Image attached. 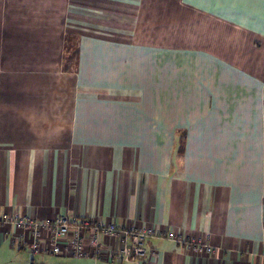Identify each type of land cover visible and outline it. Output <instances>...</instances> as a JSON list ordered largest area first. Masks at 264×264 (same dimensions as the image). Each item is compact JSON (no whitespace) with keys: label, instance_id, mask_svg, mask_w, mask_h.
<instances>
[{"label":"crops","instance_id":"1","mask_svg":"<svg viewBox=\"0 0 264 264\" xmlns=\"http://www.w3.org/2000/svg\"><path fill=\"white\" fill-rule=\"evenodd\" d=\"M15 213L150 230L146 264H264V0H0V259L134 264L104 234L101 260L34 254Z\"/></svg>","mask_w":264,"mask_h":264},{"label":"built area","instance_id":"2","mask_svg":"<svg viewBox=\"0 0 264 264\" xmlns=\"http://www.w3.org/2000/svg\"><path fill=\"white\" fill-rule=\"evenodd\" d=\"M14 226L21 228L24 235L20 243L29 246L34 254L49 253L73 256L76 258H92L101 260L104 247L101 234L120 241L117 259L122 262L146 264L148 249L147 239L153 232L127 226L106 225L85 218L61 215L54 219L40 220L28 215L15 213L7 218ZM48 233L50 236L45 237ZM169 237L177 239L174 233ZM18 241L14 240V244ZM187 245L197 250L212 253L214 248L192 239ZM113 260L112 257H109Z\"/></svg>","mask_w":264,"mask_h":264},{"label":"rangeland","instance_id":"3","mask_svg":"<svg viewBox=\"0 0 264 264\" xmlns=\"http://www.w3.org/2000/svg\"><path fill=\"white\" fill-rule=\"evenodd\" d=\"M15 250L16 252L21 253L20 250ZM22 253L26 254V256L8 252L3 259H0V264H32L33 261L31 253L27 250H24Z\"/></svg>","mask_w":264,"mask_h":264}]
</instances>
